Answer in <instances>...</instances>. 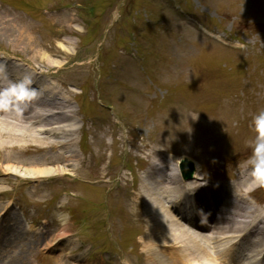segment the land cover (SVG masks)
<instances>
[{"label":"rangeland","instance_id":"374dc122","mask_svg":"<svg viewBox=\"0 0 264 264\" xmlns=\"http://www.w3.org/2000/svg\"><path fill=\"white\" fill-rule=\"evenodd\" d=\"M0 1V51L50 72L76 109L73 151L86 161L77 168L50 160L32 143L2 138L0 186L11 188L8 181H16L6 164L22 171L56 168L79 181L45 190L44 201L33 186L14 189L12 196L20 202L16 223L43 217L57 227L55 194L70 190L66 216L71 211L81 216L84 236L96 249L92 259L121 250L122 262L115 264H149L151 247L144 249V242L154 222L148 204L136 201L133 192L141 190L157 151L169 150L176 162L193 163L194 176L204 182L232 176L243 166L249 170L256 135L252 119L264 109V0H179L217 32L255 50L262 44L261 55L252 58L262 69L257 73H243L252 49L232 52L208 42L171 9L173 0ZM157 18L163 22L153 24ZM99 102L110 105L116 122ZM0 130L21 134L3 124ZM63 153L72 155L69 149ZM109 177L121 183L101 182ZM255 196L263 202L264 189ZM35 238L20 242L36 248L25 252L24 264L37 259L57 264L38 251L48 237Z\"/></svg>","mask_w":264,"mask_h":264},{"label":"bare ground","instance_id":"6f19581e","mask_svg":"<svg viewBox=\"0 0 264 264\" xmlns=\"http://www.w3.org/2000/svg\"><path fill=\"white\" fill-rule=\"evenodd\" d=\"M1 59L5 61V65L0 70L7 71V73H0V90L26 77L30 79L20 69L17 62L5 57ZM29 87L40 88L35 79L31 80ZM42 88L44 95L53 94L47 100L59 98L57 96L60 94V90L55 88L49 90L47 87ZM47 100L45 102L40 98L34 102V109L28 113L29 117H23L19 126L14 125L9 127V129H13L14 131H21V134L0 130V140L10 137L13 140L16 138L17 142L35 143L36 146L44 149H71L72 151L76 144L74 136L78 131L75 111L73 109L66 110L63 102L52 104L47 103ZM30 120L33 123L31 127H28L27 123ZM39 127L44 131L43 136H38L37 134ZM23 132L26 133L23 134ZM53 138H56L57 141L52 142L49 140ZM49 158L52 161H68V165H73L70 159L64 160L61 159V156L59 158L56 156ZM6 169L12 174L29 178L50 177L59 173L56 168H32L22 171V168L8 164H6ZM157 171L159 173L161 170L158 169ZM193 178L195 177L193 176ZM156 183H159L162 189L156 188ZM261 185L264 184L256 182L252 175L250 179L246 176L240 177L231 189L230 196L233 200H229L227 203L221 201L223 215H221V218L219 217V220L217 219L216 225L210 226L209 222L206 223L210 226L209 231L211 235L209 236L192 232L183 227L178 222L177 213L172 210L171 206L181 205L184 199L191 203L193 198L188 197V195L190 194L189 192H194L201 187L198 179H194L192 182H184L180 176L173 172H171L169 177L155 173L146 175L142 179V188L139 196L148 204V216L154 222V227L148 228L146 241L144 242V249L151 247L148 254L150 256L149 264H214V257L209 253L207 245L213 242L215 248H220L223 243V255L227 254L229 250L228 244L231 242L232 235L243 231L244 228L249 226L250 222L252 223L250 228L254 230V233L249 235L250 238H247L249 240L246 239L245 242L247 248L255 252L258 246V242H256L257 236L259 235L258 238L264 240V207L261 209L253 207L246 200V196ZM165 194L170 197L168 202L164 197ZM185 207L188 208L186 212L189 211L188 214L192 215V217H195V214L201 215V213L196 212L198 208L197 204L186 205ZM193 219L196 220L197 218ZM256 222H261L263 226L258 228ZM14 232L15 230L7 229L6 227L0 230V264H16L17 255L11 250L20 241V238ZM65 234L64 230L58 235V239L64 238ZM153 238H158L159 241H156L154 244ZM259 242L261 244L262 241ZM164 256L171 258L170 260H165ZM53 260L57 264H61V257L58 256L56 259L53 258ZM230 261H232L230 257L226 258V262H223V264H227Z\"/></svg>","mask_w":264,"mask_h":264},{"label":"clouds","instance_id":"9594fccd","mask_svg":"<svg viewBox=\"0 0 264 264\" xmlns=\"http://www.w3.org/2000/svg\"><path fill=\"white\" fill-rule=\"evenodd\" d=\"M30 84L31 81L26 77L0 90V110H13L21 114L37 96L38 90L29 87ZM252 127L256 133L249 158L253 165L252 176L256 182L264 184V109L253 116Z\"/></svg>","mask_w":264,"mask_h":264}]
</instances>
